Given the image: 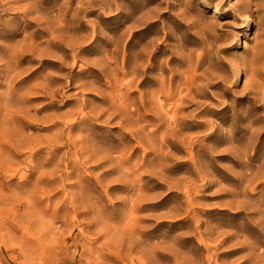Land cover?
Returning a JSON list of instances; mask_svg holds the SVG:
<instances>
[{
  "label": "rangeland",
  "instance_id": "rangeland-1",
  "mask_svg": "<svg viewBox=\"0 0 264 264\" xmlns=\"http://www.w3.org/2000/svg\"><path fill=\"white\" fill-rule=\"evenodd\" d=\"M0 264H264V0H0Z\"/></svg>",
  "mask_w": 264,
  "mask_h": 264
}]
</instances>
